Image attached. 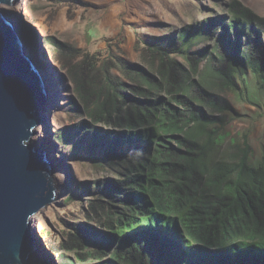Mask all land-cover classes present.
Here are the masks:
<instances>
[{
    "label": "trees",
    "instance_id": "1",
    "mask_svg": "<svg viewBox=\"0 0 264 264\" xmlns=\"http://www.w3.org/2000/svg\"><path fill=\"white\" fill-rule=\"evenodd\" d=\"M260 33H264V17L240 1L230 0L226 13L216 16V21L204 18L162 36H150L146 42L137 36L147 68L132 67L131 71L124 61L116 64L97 55L95 62L81 49L58 40L54 44L56 38L46 36L65 59L74 95L90 120H80L88 127L78 131L79 137L93 129L81 149L83 157L94 159V146L100 139L96 140V123L113 126L107 131L113 140L111 147L127 139L123 145L131 149L134 140L151 142L154 147L141 153L123 179L109 182V190L113 192L115 187L120 194L104 208L102 218L110 229L113 224L117 229L134 221L137 215L146 227L164 225L157 227V237L171 243L169 250L178 245L182 256L176 261L180 264H264V155L257 163L251 162L246 134L241 135L240 143L230 139L224 144L226 113L232 107L220 94L223 89H236L243 74L257 71L259 63L264 65ZM206 40L212 41L210 46L204 45ZM112 68L133 72L137 86L125 88ZM105 135L106 131L101 133ZM72 136L59 129L54 139L67 144ZM116 153L122 155V150ZM211 153L221 156L213 166L208 157ZM183 159L187 160L185 166L179 164ZM211 168L216 182L225 181L217 189L213 186L212 192L224 197L205 195L203 175ZM231 173L234 176L224 180ZM217 201L226 208L225 214L217 208ZM114 205L117 209H112ZM223 214L231 216L234 224L224 222ZM88 235L97 247H105L113 232L103 234V243L93 240L89 230ZM136 235L139 244L133 245V251L146 239L143 233L132 236ZM87 251L100 256L106 250ZM60 253L66 264H72L71 256ZM109 256L101 264L126 258L123 252ZM148 256L150 264H158L155 255Z\"/></svg>",
    "mask_w": 264,
    "mask_h": 264
},
{
    "label": "rangeland",
    "instance_id": "2",
    "mask_svg": "<svg viewBox=\"0 0 264 264\" xmlns=\"http://www.w3.org/2000/svg\"><path fill=\"white\" fill-rule=\"evenodd\" d=\"M133 1H137V4L145 10L141 13V16H144L143 24L128 20L126 13L122 11L117 15L118 21L112 19L114 23L111 26L103 25L102 18L106 17L105 13L109 5L99 0H10L8 2L18 3L17 8L6 7L3 5L5 2H0L2 5L0 10L9 11L10 18L22 35V46L39 65H44L43 68H46L44 71L48 82L45 83L48 89L40 109L42 121L36 127L37 134L32 137L41 138L42 142L52 150L51 178L59 181V186H54L56 197L48 206L39 208L31 215L34 217L30 218L29 222L35 247L40 254H44V257L37 258L32 253L25 257L26 264L61 262L57 239L61 241L67 237L72 238L73 235L69 232L73 231V228L74 232L79 234L78 231H81L82 226L88 224L92 227V232L99 236L97 231H101L103 227L96 222L99 220L94 219L95 215L89 208L90 202L96 200L95 192L91 191L95 189L93 180L114 178L119 174L116 169L104 165L96 158L82 157L81 149L89 141L87 142L88 135L87 138L79 137L78 131H84L85 125L80 120L86 119L87 122L90 120L84 117L82 104L73 94L72 83L70 84L66 75L65 59L59 48L47 40L46 36L55 37L56 40L52 39L54 44L58 40L68 46L81 49L88 57H92V61L96 62V56L100 55L102 60L111 59L116 64H120V61L126 62L130 71L133 70L132 67H142L146 70L147 62L140 55L141 48L137 47L139 46L136 43L137 35L146 39L148 36H162L171 30H177L189 23H197L204 18L212 17L216 21V16L226 13L230 2V0H153L147 5L145 3L147 0ZM237 1L264 17V0ZM39 22L44 25L46 34L40 33L37 26ZM127 30L131 32L133 38L130 47H127ZM260 39L264 46L263 33H260ZM211 43V40H206L204 45L210 46ZM261 53L264 54V48ZM256 70L248 71L242 79L237 80L236 89H223L220 92L232 107L226 113L227 122L224 131L228 135L226 134L224 143L226 144L230 139L240 143L241 135L246 134L252 163H257L260 156L264 155V65L259 63ZM130 71L126 74L118 68L111 70L112 74L125 84V88L137 86L133 78L135 75ZM130 74L133 76L129 77ZM111 93L113 88L109 94ZM128 98L131 99L129 94ZM96 125L102 129H113V126L105 123H96ZM59 129L73 135L67 144L51 139ZM223 135L225 134L222 133ZM96 148L97 145L94 146V150ZM49 154L50 152L47 153ZM102 186L97 188L102 189ZM38 223H41L40 227ZM81 235L87 240L84 234ZM64 252L66 254L67 250ZM82 264H94V261L86 259Z\"/></svg>",
    "mask_w": 264,
    "mask_h": 264
},
{
    "label": "water",
    "instance_id": "3",
    "mask_svg": "<svg viewBox=\"0 0 264 264\" xmlns=\"http://www.w3.org/2000/svg\"><path fill=\"white\" fill-rule=\"evenodd\" d=\"M22 44L9 11H0V264H24L32 253L44 257L35 247L29 216L50 204L55 190L52 150L32 138L42 121L48 78Z\"/></svg>",
    "mask_w": 264,
    "mask_h": 264
},
{
    "label": "clouds",
    "instance_id": "4",
    "mask_svg": "<svg viewBox=\"0 0 264 264\" xmlns=\"http://www.w3.org/2000/svg\"><path fill=\"white\" fill-rule=\"evenodd\" d=\"M2 10L3 9H1L0 11H2ZM149 37L150 36H148L146 39H143L141 37H139V38H141V40L143 42H146L149 39ZM259 39H260V34H259ZM241 44L242 43L240 42V44H239L240 47H241ZM135 45H136V43H135ZM263 48H264V46H263ZM69 82H70V84L72 83L70 80H69ZM72 88H73V86H72ZM73 94H74V92H73ZM87 127H88V125H84V129ZM89 128H91V127H89ZM96 128H97L95 130V133L97 134L96 140H98L99 136H100V139L98 140L97 148L95 150L94 159L96 158L99 162L103 163L104 165H108V166L112 167V169H116L119 174H117V176H115L114 178L113 177L112 178H106V179L105 178H103V179L97 178V179L93 180V184L95 185V189L91 190V191L95 192L96 200L90 202L89 208H90V211L92 212V214L95 215L94 219L99 220L96 222L103 227V228H101L102 229L101 231H97L99 236H97V234H94L92 232V227H90L88 224H86V226L83 225L82 226L83 230L81 229V231H78V229H77L79 234H76L74 232V228H73V231L69 232L73 235L72 238L67 237L65 240H62L60 238L61 241L57 239V243L59 245V249H58L59 253L61 250L62 254H65L64 250H67V253L65 255L72 257V260H73L72 264H82L84 262V260H86V259L94 261V264H101L103 261H106L109 259V257H110L109 254L111 252H115L116 256L119 255L120 252H123L125 254L126 258L123 259L122 261H128V262L131 261L133 264H150V258L148 256L149 253H152L153 255L156 256L158 264L159 263H161V264H170V263L173 264L176 261V258H177L176 255H177V253L180 252V250H179L178 245H174V248L169 250L171 243L161 241V239H159L157 237V235L159 234L157 227L159 229H161L160 227L164 226V225L152 223L151 228H150V226L146 227V224L141 223V220H142V222H144L143 219H141L140 216L137 217V215H136V218L134 219V221H127V223L122 224V226H119L117 229H116V225L112 223L113 227L110 229L108 227L107 221L106 220L104 221L102 218L103 216L106 215V213H104V212H106L104 209L105 205L107 204L106 202L110 201V199L115 200V196L120 195L118 192L113 194V192L109 190V182L112 180L123 179L124 174H128L131 172V171H129V169L132 167V165L133 164L136 165L141 153H149V152H151V150L154 147L152 146L151 142L142 143L141 140H134L133 141L134 143L132 144L133 148L131 149V148L125 147L123 145L128 139L121 141V142L118 141L116 146L111 147L110 142H113L112 137H110V135H109L110 133L107 132L108 130H105L108 128L102 129L97 125H96ZM92 130L93 129H89L87 131V133L84 135V137L87 138V135H88V138H89V134L91 135ZM104 131H106L107 135L101 136V133ZM54 135L51 137V139H53V140H55ZM155 138L157 140V131H156ZM100 144H101V146H100ZM124 148H125V150H124ZM100 149H102L103 151H101ZM117 149L122 150V155L116 153ZM82 157H83V155H82ZM208 157H209V160L212 162V166H213L215 161H217L221 156L216 157V156H213V154L211 153V155H209ZM179 164L181 166H185L187 164V160L183 159L180 161ZM118 167H120L121 169H119ZM231 176H234V173H231L229 175L224 176V180H227ZM203 177H204V183H205V195H209L211 193V194L218 195L220 197H224V195L218 194L215 191L212 192L213 186H214V188L216 187V189H217V188L221 187L225 182V181L216 182L217 179L214 180V178H216V175H215V171L212 168L210 169V171L206 175H203ZM211 180H213V182ZM66 182H68V181H66ZM52 184H53V186H59V181H54L52 179ZM101 185H103L102 189H98L97 186H101ZM99 190H101V191L99 192ZM113 190L114 191L116 190L115 187H113ZM87 194H90V193H87ZM55 197H56V193L54 190L53 199ZM53 199H52V201H53ZM112 202H114V201H112ZM217 203L219 204L217 206V208L219 210H222V213L225 214L226 208L222 207L220 205V201H217ZM113 204L119 205L118 202H114ZM115 205L112 207V209H117V207ZM34 213H36V212H33L31 215H33ZM224 214H223V218H222L223 221L226 222L227 224H229V223L234 224V221H232L231 216H224ZM31 215L29 216V222H30ZM242 217H244V216H242ZM172 224L174 225V227L176 226L174 223H172ZM88 230L92 234L91 238H93V240L96 239V240L100 241L101 243L104 242L103 240L105 239V237L103 234H105V232H109V233L113 232V235H111V243L107 244L105 247H97V244L95 245L94 242L91 241V239H89L90 236L88 235ZM93 230H95V229H93ZM54 233H55V235L58 236V234L56 232H54ZM134 233H137V234L143 233V235H145V237H146L142 246H139V245L136 246L137 251H133V248H132L134 244H139V241H136L137 235L132 236ZM81 234H84L87 237V240L84 239V237ZM52 235L53 234H51V236ZM152 239H154L155 242H153ZM114 241L116 242L115 244H114ZM162 243H163V245L161 246L160 244H162ZM61 247L63 248V250ZM81 247H83V249H81ZM156 247H157V249H156ZM92 248H95V249L97 248L99 250L103 249L106 251H105V254H101L99 256L98 252L92 251L90 253L87 251V249H92ZM149 250H151V252ZM169 253H170V255H169ZM60 256H61V262H58V264H66L62 259L61 253H60ZM55 257H56V255H55ZM122 261H120V262H122ZM120 262H113L112 264H119ZM177 263L180 264L181 261L177 262ZM24 264H26V260L24 261Z\"/></svg>",
    "mask_w": 264,
    "mask_h": 264
},
{
    "label": "bare ground",
    "instance_id": "5",
    "mask_svg": "<svg viewBox=\"0 0 264 264\" xmlns=\"http://www.w3.org/2000/svg\"><path fill=\"white\" fill-rule=\"evenodd\" d=\"M99 1H102L103 3L106 2L109 5V9L107 10V13H105L106 17L102 18L103 25L107 24V25L111 26L114 23V21L115 22L118 21L117 20V15H118L119 12H122V11L126 13V16L128 17V20H135V21L141 22L142 24L144 23V16H141V13L145 12V10L142 9L137 4V1H133V0H99ZM140 1H142V0H138V2H140ZM152 1L153 0H147V1H145V3L147 5H150V3H152ZM3 5L6 6V7H9V8H11L12 6H14L16 8L18 7L17 6L18 3L17 4L5 3ZM156 14H157V10H156ZM155 15H153V17ZM112 19L114 21H112ZM37 26L39 28L40 33L46 34V29H45L44 25L42 24V22L37 23ZM126 33L128 34V36H127V47H130L133 38H132L131 32L129 30H127ZM36 51L38 52L39 50L37 49ZM41 63L44 64V61L41 60ZM43 66L41 64H40L39 67L37 66L38 71L41 73V75H43L42 71L44 72V70H46V68H43ZM35 135H33V137ZM116 192H117L116 190L113 191V194L116 193ZM33 217L34 216H31L30 218H33ZM40 224L41 223H38V227H40ZM38 231H39V229H38ZM176 256L180 257V256H182V254L178 253ZM50 261L51 260L49 259L48 262L50 263Z\"/></svg>",
    "mask_w": 264,
    "mask_h": 264
}]
</instances>
